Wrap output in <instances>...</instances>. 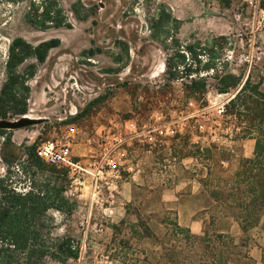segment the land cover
Masks as SVG:
<instances>
[{
  "label": "rangeland",
  "instance_id": "obj_1",
  "mask_svg": "<svg viewBox=\"0 0 264 264\" xmlns=\"http://www.w3.org/2000/svg\"><path fill=\"white\" fill-rule=\"evenodd\" d=\"M43 1L0 0V89L15 39L33 47L61 41L44 63L31 57L16 69L24 75L29 65L36 66L27 89L18 91L27 97L26 115L41 122L0 129V180L22 194L59 195L61 209L47 214L53 236L84 246L67 264H264V248L251 247L252 233L243 234L204 186L207 178L228 177L242 159L253 156L254 140L242 137L226 105L248 79L264 92V0H231L230 7L218 0H82L96 12L85 20L72 11L77 0H57L72 27L42 31L27 15L32 3ZM212 63L214 69H206ZM226 74L240 76L241 84L220 93ZM191 79L203 80L206 88L190 93ZM93 101L89 112L75 120ZM20 118L9 113L0 120ZM125 121L127 132L130 124L140 132L168 123L175 135L162 138V146L138 137L121 148L120 193L108 215L89 189L66 195L71 189L66 171L29 152L33 142L55 139L75 124L82 139L73 154L94 162L99 133L115 125L124 133ZM7 138L18 155L9 162L3 159ZM260 223L264 227V213ZM95 224L103 231L94 230ZM176 224L194 239L187 241ZM220 234L237 247L220 241Z\"/></svg>",
  "mask_w": 264,
  "mask_h": 264
},
{
  "label": "trees",
  "instance_id": "obj_2",
  "mask_svg": "<svg viewBox=\"0 0 264 264\" xmlns=\"http://www.w3.org/2000/svg\"><path fill=\"white\" fill-rule=\"evenodd\" d=\"M223 6L230 7L231 0H218ZM74 15L85 20L95 15L92 7L86 8L82 0L72 6ZM28 22L35 28L48 29L71 28L69 17L57 0H44L39 4L32 3L27 15ZM176 22V21H175ZM60 39L54 38L33 47L23 39L17 38L10 47L9 74L0 89V118L27 114V97L19 93V89H27V79L34 77L36 66L31 64L21 75L16 69L27 58H35L38 63H44L52 49L58 48ZM189 49V48H188ZM191 50V48H190ZM216 64L208 65L206 69H214ZM188 77H191L189 70ZM170 76L177 78L176 73ZM220 93H227L241 84V77L226 74L221 77ZM261 84H252L248 79L226 105V111L240 123L242 137L254 140L253 156L240 161L236 171L228 177L207 178L204 186L208 188L209 196L218 207L224 208L238 224L243 234L255 228L264 213V92ZM206 88L203 80L191 79L187 90L192 93L201 92ZM97 101L87 105L85 110L74 118L78 120L83 113L89 112ZM4 145L3 159L6 162L16 160V146L10 138ZM11 149L10 156L5 155V148ZM36 144L29 148L35 153ZM30 154V155H31ZM39 159V158H38ZM40 160V159H39ZM59 194V193H58ZM59 195L41 196L34 192L19 193L5 180H0V264H51L58 262L67 264L69 260H77L80 246L71 237L57 238L53 236L49 225L48 211L60 210L57 204ZM180 233H185V239L191 241L194 236L190 230L176 224ZM220 241L229 240L237 247L234 240L225 234L217 236ZM225 258L222 256L221 262Z\"/></svg>",
  "mask_w": 264,
  "mask_h": 264
},
{
  "label": "built area",
  "instance_id": "obj_3",
  "mask_svg": "<svg viewBox=\"0 0 264 264\" xmlns=\"http://www.w3.org/2000/svg\"><path fill=\"white\" fill-rule=\"evenodd\" d=\"M217 113L220 116L225 115L224 104L219 106ZM128 122L125 121L124 123V133L118 125L104 128L99 133L97 143L99 158L94 162L85 163L80 157L73 154L74 146L82 139V131L75 124L68 125L65 133L57 138L36 144L35 154L45 164L66 171L71 188L65 192L66 195L71 193L78 196L79 192L89 189L91 199L96 200V205L103 214H111L110 207L115 203L120 193L118 181L122 178V164L118 161V154H120L121 148L138 137H143L149 145L162 146L165 143L161 140L162 138L175 135L168 123L145 128L140 132L130 124L133 129L127 132L126 125ZM92 141L88 139V142ZM91 209L92 206L90 211ZM86 224L88 228L90 221L87 220ZM93 229L103 231V226L95 224ZM82 247L84 246L80 245V250Z\"/></svg>",
  "mask_w": 264,
  "mask_h": 264
},
{
  "label": "water",
  "instance_id": "obj_4",
  "mask_svg": "<svg viewBox=\"0 0 264 264\" xmlns=\"http://www.w3.org/2000/svg\"><path fill=\"white\" fill-rule=\"evenodd\" d=\"M40 122L41 119H31L22 116V118L16 121L0 120V129H4V130L22 129L39 124Z\"/></svg>",
  "mask_w": 264,
  "mask_h": 264
},
{
  "label": "crops",
  "instance_id": "obj_5",
  "mask_svg": "<svg viewBox=\"0 0 264 264\" xmlns=\"http://www.w3.org/2000/svg\"><path fill=\"white\" fill-rule=\"evenodd\" d=\"M252 233V234H251ZM248 234H251V242H252V246L254 247L256 250H263L264 248V227L263 225L260 223L258 224V226H256L255 228L251 229Z\"/></svg>",
  "mask_w": 264,
  "mask_h": 264
},
{
  "label": "bare ground",
  "instance_id": "obj_6",
  "mask_svg": "<svg viewBox=\"0 0 264 264\" xmlns=\"http://www.w3.org/2000/svg\"><path fill=\"white\" fill-rule=\"evenodd\" d=\"M24 116L27 117V118L36 119V118H33V117L30 116V115H24Z\"/></svg>",
  "mask_w": 264,
  "mask_h": 264
}]
</instances>
